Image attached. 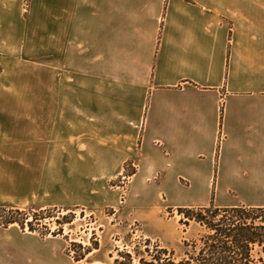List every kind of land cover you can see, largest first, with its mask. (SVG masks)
I'll list each match as a JSON object with an SVG mask.
<instances>
[{
	"label": "crops",
	"instance_id": "crops-1",
	"mask_svg": "<svg viewBox=\"0 0 264 264\" xmlns=\"http://www.w3.org/2000/svg\"><path fill=\"white\" fill-rule=\"evenodd\" d=\"M24 1L0 0V156L131 162L149 205L264 208V0ZM44 254L0 227V264Z\"/></svg>",
	"mask_w": 264,
	"mask_h": 264
},
{
	"label": "rangeland",
	"instance_id": "rangeland-1",
	"mask_svg": "<svg viewBox=\"0 0 264 264\" xmlns=\"http://www.w3.org/2000/svg\"><path fill=\"white\" fill-rule=\"evenodd\" d=\"M30 7L31 0H25L26 14ZM2 71L0 60V76ZM19 154L14 149L0 156V215L10 209L26 213L46 211L41 224L35 222L36 232L11 225L38 235L52 250L38 264H80L67 252L71 243L92 248L96 243L99 245L81 264H112L110 254L117 248L132 250L139 241L147 239L174 251L175 257L180 258L185 254L183 242L196 240L202 234L194 223L190 226L181 223L180 207L149 205L129 196L130 178L136 173L131 162L122 175L111 177L98 173L91 158L84 160L82 168L76 158L58 156L48 164L39 157ZM33 168L42 171L30 173ZM0 227L5 228L1 224ZM61 227L63 235L41 236L49 231L59 232Z\"/></svg>",
	"mask_w": 264,
	"mask_h": 264
},
{
	"label": "trees",
	"instance_id": "trees-1",
	"mask_svg": "<svg viewBox=\"0 0 264 264\" xmlns=\"http://www.w3.org/2000/svg\"><path fill=\"white\" fill-rule=\"evenodd\" d=\"M3 212L5 215H0L3 227L18 225L23 230L28 228L36 232L35 222L41 224V216L46 211L38 209L34 213H26L10 209ZM179 212L183 217L182 224L190 226L194 223L202 230L198 239L183 242L185 254L182 257L176 258L174 251L147 239L139 241L132 250L117 248L110 254L112 264H264V208H220L211 205L180 208ZM30 215L33 219H29ZM58 231L41 233V236L63 235L62 227ZM98 249V243L93 248L71 243L67 252L72 254L76 263L81 264Z\"/></svg>",
	"mask_w": 264,
	"mask_h": 264
}]
</instances>
